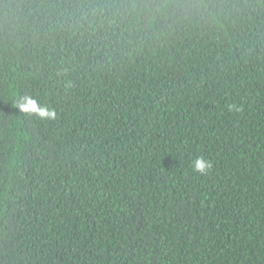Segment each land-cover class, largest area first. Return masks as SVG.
Instances as JSON below:
<instances>
[{
	"label": "trees",
	"instance_id": "obj_1",
	"mask_svg": "<svg viewBox=\"0 0 264 264\" xmlns=\"http://www.w3.org/2000/svg\"><path fill=\"white\" fill-rule=\"evenodd\" d=\"M0 264H264V0H0Z\"/></svg>",
	"mask_w": 264,
	"mask_h": 264
},
{
	"label": "clouds",
	"instance_id": "obj_2",
	"mask_svg": "<svg viewBox=\"0 0 264 264\" xmlns=\"http://www.w3.org/2000/svg\"><path fill=\"white\" fill-rule=\"evenodd\" d=\"M20 107L25 111H33V101L29 98H25V102L20 105ZM40 115L51 118L53 114L45 109H37ZM212 167L210 161L205 160L203 157H197L193 163V169L195 172L200 174H206Z\"/></svg>",
	"mask_w": 264,
	"mask_h": 264
}]
</instances>
